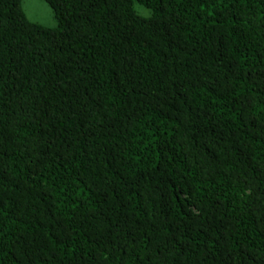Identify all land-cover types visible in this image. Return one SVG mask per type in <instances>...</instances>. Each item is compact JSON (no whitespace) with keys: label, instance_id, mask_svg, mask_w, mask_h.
<instances>
[{"label":"trees","instance_id":"obj_1","mask_svg":"<svg viewBox=\"0 0 264 264\" xmlns=\"http://www.w3.org/2000/svg\"><path fill=\"white\" fill-rule=\"evenodd\" d=\"M43 1L0 0V264H264V0Z\"/></svg>","mask_w":264,"mask_h":264},{"label":"rangeland","instance_id":"obj_2","mask_svg":"<svg viewBox=\"0 0 264 264\" xmlns=\"http://www.w3.org/2000/svg\"><path fill=\"white\" fill-rule=\"evenodd\" d=\"M21 8L26 17L32 22L46 27H54L56 25L52 9L43 0H21ZM133 8L140 16H150L149 9L143 5L134 2Z\"/></svg>","mask_w":264,"mask_h":264}]
</instances>
